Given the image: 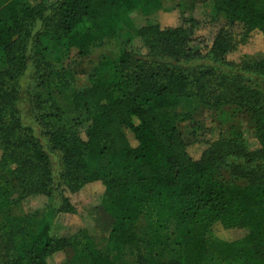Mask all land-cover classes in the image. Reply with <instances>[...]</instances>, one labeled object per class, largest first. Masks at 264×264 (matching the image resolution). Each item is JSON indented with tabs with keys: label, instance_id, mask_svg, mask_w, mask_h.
<instances>
[{
	"label": "trees",
	"instance_id": "16d2710c",
	"mask_svg": "<svg viewBox=\"0 0 264 264\" xmlns=\"http://www.w3.org/2000/svg\"><path fill=\"white\" fill-rule=\"evenodd\" d=\"M165 1L176 0H0V264H55L68 247L69 264H264V54L231 57L250 35L264 38V0H209L221 28L201 49L189 18L141 28L140 48L122 36L130 11ZM108 43L118 46L94 82L77 88L75 63ZM29 69L40 130L19 109ZM67 87L72 117L52 97ZM203 105L249 114L257 147L239 131L197 152L181 127ZM91 184L114 219L104 246L83 230L54 236L58 217L76 212L65 192ZM37 194L51 201L45 219L15 214ZM217 226L236 237H217L213 252L206 233Z\"/></svg>",
	"mask_w": 264,
	"mask_h": 264
},
{
	"label": "rangeland",
	"instance_id": "374dc122",
	"mask_svg": "<svg viewBox=\"0 0 264 264\" xmlns=\"http://www.w3.org/2000/svg\"><path fill=\"white\" fill-rule=\"evenodd\" d=\"M25 1L21 0V2ZM47 1L51 2L53 0ZM163 6L164 9L158 12L153 9L151 11H143L139 8L130 11L131 24L122 36L129 37L133 45L140 48L143 45V39L139 35L141 28L155 23H159L162 27L177 26L182 22L183 18H189L198 23L195 30L196 37L190 43V46L194 49H201L210 44L217 31L221 28V23L214 18L215 9L209 0L165 1ZM117 46L116 43H108L76 62L78 75L75 79V86L80 88L93 83L96 67L99 65L101 58L108 57L111 52L115 51ZM243 53L248 55L264 54V38L258 34L250 35L248 41L233 53L231 57L237 58V56ZM205 63L208 64L210 62ZM34 77V70L29 69L21 79L19 109L24 121L31 123L34 120L35 125L37 113L34 109L33 98L41 88L36 86ZM100 78L106 81L109 78V74L106 76L101 74ZM74 89L75 87L59 88L53 91L52 94L56 103L70 117L73 116L74 111L71 103L67 100V95ZM227 110L224 109V111L220 110L216 112L212 106L203 105L193 115L192 123L181 127L185 142L194 145H191V147L200 153L207 147L208 143L219 137H230L242 131L249 145L252 148L257 147L255 123L250 115L237 113L235 117H229L224 113ZM35 128L40 130L41 127L35 125ZM54 163L57 170L58 162L55 160ZM9 178L13 181L12 198L13 200H17L23 194L22 188L12 176ZM65 195L69 197L70 202L76 208V212L75 214H66L58 217V223L54 224L51 233L56 237H76L83 230L85 234H88L96 241L97 246H104L112 229L114 219L103 208V192L100 190V187L94 184L86 185L78 193L66 191ZM50 202V198L45 194L28 195L22 202L15 203L14 212L20 216L42 220L47 217ZM54 202H61L60 191L56 192ZM206 237L211 244V250L216 252L219 249L217 237L233 239L236 235L217 226L212 232H207ZM72 254L73 250L71 247L65 248L54 254L53 262L55 264H69ZM118 264L136 263L134 256H127L119 261Z\"/></svg>",
	"mask_w": 264,
	"mask_h": 264
}]
</instances>
